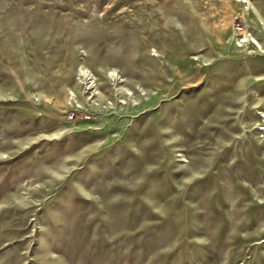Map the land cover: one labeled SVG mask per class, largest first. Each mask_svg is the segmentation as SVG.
Segmentation results:
<instances>
[{
  "label": "rangeland",
  "instance_id": "obj_1",
  "mask_svg": "<svg viewBox=\"0 0 264 264\" xmlns=\"http://www.w3.org/2000/svg\"><path fill=\"white\" fill-rule=\"evenodd\" d=\"M0 264H264V0H0Z\"/></svg>",
  "mask_w": 264,
  "mask_h": 264
},
{
  "label": "built area",
  "instance_id": "obj_2",
  "mask_svg": "<svg viewBox=\"0 0 264 264\" xmlns=\"http://www.w3.org/2000/svg\"><path fill=\"white\" fill-rule=\"evenodd\" d=\"M69 118H70V119H73V118H74V115L69 116Z\"/></svg>",
  "mask_w": 264,
  "mask_h": 264
}]
</instances>
